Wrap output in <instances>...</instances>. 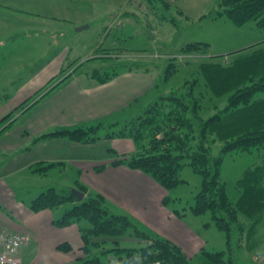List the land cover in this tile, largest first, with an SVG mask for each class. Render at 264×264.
I'll return each instance as SVG.
<instances>
[{
    "label": "rangeland",
    "instance_id": "rangeland-1",
    "mask_svg": "<svg viewBox=\"0 0 264 264\" xmlns=\"http://www.w3.org/2000/svg\"><path fill=\"white\" fill-rule=\"evenodd\" d=\"M26 1L19 4L21 9H27L26 12L19 14H14L15 10H2L0 7V29L12 30L16 27L15 30L23 31L12 37L16 42L0 46V128L6 124L2 117L6 111L20 101L14 107L15 113L27 108L33 103L31 92L36 94L38 91L40 97L73 69L76 75H88L90 80L84 81L90 83H102V78L109 74L110 86L91 88L85 96H80V91L76 90L78 84H72V87L75 86L74 93L66 90L60 95L68 76L38 101V108L45 98H50L56 105L64 104L68 108L73 106L72 110L78 111H75V115L72 114L73 117L67 115L68 109L63 115L38 113V128L42 131L98 122L108 125L136 116L165 87L179 85L192 74H200L198 62L206 55L184 54L178 50L188 41H206L209 43L210 54L223 55L257 42L264 43V27H260L254 20L237 23L227 14L215 16L212 12L217 10V0ZM165 1L169 4H165ZM29 8L36 11H28ZM85 23H89V26L78 28ZM105 49H111L115 53L105 59L86 60ZM170 58L177 62V68L165 80V70ZM15 63L25 66L14 67ZM10 64L12 67H9ZM98 68L99 73L92 77L91 73ZM24 88L29 91L25 92ZM8 90L10 93L6 96L4 92ZM24 98L28 100H23ZM22 102H25V107L17 108ZM116 126L120 127H112L115 129ZM104 141L97 144L100 148H91L87 152L100 155L106 146L124 151L133 145L130 144L132 140L120 137ZM220 146L219 141L215 142L214 151L218 152ZM80 150L86 149L81 147ZM80 150L77 149L76 152H81ZM262 151L243 150L225 154L221 175L232 200L238 199L237 180L246 168L262 156ZM8 154L0 146V165ZM115 154L110 156L114 157ZM76 167L77 165L70 163L64 166L60 164L46 174L23 169L1 179L0 224L10 215L15 220L18 219V211L13 207L15 200L21 199L29 203L42 187L51 184L58 187L74 186ZM180 172L185 181L171 189L170 205L181 210L182 220L201 236L207 249H227L226 233L215 224L211 212L195 213L191 210L202 175L188 163L183 165ZM69 204H64L60 209ZM239 236L238 233L234 237L236 248L241 243L237 248L239 264H261L258 253L264 248V243L252 242L253 237L240 239ZM119 239L124 244L142 242L127 234ZM110 245L108 242L107 246ZM192 260L194 264H201L196 256Z\"/></svg>",
    "mask_w": 264,
    "mask_h": 264
},
{
    "label": "trees",
    "instance_id": "trees-1",
    "mask_svg": "<svg viewBox=\"0 0 264 264\" xmlns=\"http://www.w3.org/2000/svg\"><path fill=\"white\" fill-rule=\"evenodd\" d=\"M167 1L165 4H169ZM217 1V10L212 12L215 16L227 14L237 23L254 20L264 27V0ZM111 49L86 60L112 57L115 51ZM178 50L184 54L206 55L198 62L200 74H192L179 85L165 87L136 116L108 125L98 122L61 127L39 134L35 140L53 136H65L80 142H97L112 137L131 139L132 147L118 153L110 163L141 170L168 191L185 181L180 172L183 165H192L202 175V180L191 210L195 213L210 211L215 224L225 231L227 242V249L221 250H209L203 245L194 256L201 264H239L237 248L241 243L236 248L234 237L238 233L240 239L248 237L249 228L257 218L249 220L251 224H247L246 218L258 215L257 211L264 208V43L257 42L223 55L210 54L208 42L193 40ZM172 59L165 70V80L177 68V62ZM73 70L32 104L66 80ZM98 73L99 68L91 74L95 77ZM110 77L107 74L102 81ZM24 103L17 108L23 107ZM115 125L120 127L114 129ZM4 129L1 128L0 133ZM217 141L221 146L215 152L213 147ZM243 150H263L262 160L246 168L237 180L240 195L234 201L221 175V165L226 153ZM56 163L40 160L32 164L31 169L45 174ZM106 165H96L95 170L102 171ZM74 186L86 193L83 199H77L71 185L58 187L51 184L41 189L29 204L32 211H39L43 208L60 209L70 203L53 220L57 226L78 224L83 255L68 264H194V256H189L180 244L142 226L130 212L116 205L103 192L91 189L81 179L79 168ZM171 200L168 192L162 202L182 216L179 208L170 205ZM126 234L142 242L121 243L119 237ZM108 242L110 246H107ZM58 248L68 251L72 245L63 241Z\"/></svg>",
    "mask_w": 264,
    "mask_h": 264
},
{
    "label": "crops",
    "instance_id": "crops-1",
    "mask_svg": "<svg viewBox=\"0 0 264 264\" xmlns=\"http://www.w3.org/2000/svg\"><path fill=\"white\" fill-rule=\"evenodd\" d=\"M23 2L27 1L0 0V7L2 10H15L13 13L19 14L27 10L25 8V10H23L19 7V4ZM13 3L18 4L15 5ZM28 11L35 12L36 10L29 8ZM16 18L20 19L19 16H16ZM14 28L12 30L5 28L0 29V46L17 41L13 40L12 37L21 34L23 31L21 29L15 30ZM24 66V64H14V67ZM9 67H12V65L10 64ZM84 80L89 81L90 77L84 74L76 75V73L73 72L69 76L67 84L62 85L63 89H61L59 94H63L66 90L74 93L75 86L72 87V84H78V89L76 88V90L80 91V96H85L91 88L96 89L110 86L109 80L103 81L102 83H90ZM24 89L25 92L29 91L26 90V88ZM9 93V90L4 92L6 96H8ZM35 93L36 94L31 92V95L33 94V96H31L33 102L38 99V93ZM67 95L69 94L67 93ZM25 99L27 98L23 100ZM52 101L53 99L45 98L40 108H38L37 101L32 105L30 104V107L21 109V111L16 114L14 107L18 105L20 101L3 114L2 117H4V123L6 124L1 127H5V129L0 133V146L8 151L9 154L0 165V180L13 172L23 169L33 171L31 165L40 160L57 162L55 166L60 164L64 166L67 163L77 165L76 168L81 170V179L91 188L103 192L116 205L130 212L142 226L149 227L174 240L184 248L189 256L195 255L205 243H203L204 241L201 236L197 234L191 226L184 223L181 216L175 214L169 206L162 202L165 194L168 192L170 193L171 190L168 191L150 175L141 170L129 168L124 164L117 166L112 165L110 160L117 156L121 149L118 150L112 146H106V148L105 146H101L105 148V151L100 155L87 152V150L90 151L91 148H100V146L97 145L99 142L111 138H103L97 142H80L71 140L65 136H53L35 140V137L39 134L46 132L42 131L40 127L38 128V113L49 114V112H51L63 115L66 114L65 110L68 109L69 112H67V115L70 114V116L73 117L72 114L75 115V111H78L72 110L74 109L73 106L72 108H68L64 106V104L56 105ZM17 120H19L18 123H16ZM15 124L18 125L15 126ZM123 139L131 140L128 138ZM130 144L132 145L133 143L131 142ZM81 147L86 150L81 151ZM77 149L81 152H76ZM114 153H116L114 157L110 156ZM261 160L260 157L251 166L261 163ZM105 163L107 165L102 171L98 172L95 170L96 165ZM49 171L47 173H49ZM43 188L44 187L41 189ZM1 189L2 187L0 185V190ZM11 193H13L12 190ZM30 201L28 203L21 199L15 200V206L13 207L16 209V212L18 211L17 213L15 212L18 215V219L15 220L14 216L10 215L6 217V221L0 224V227L11 230H27L31 233L32 239L30 243L21 247L22 264H68L78 256L83 255L81 249L83 240L78 224L72 223L66 226H57L53 222L54 216L60 214L62 209L58 208L53 210L50 208H43L39 211H32L29 206ZM12 212L14 211L12 210ZM257 212L259 214H255L256 217L252 216L246 218V220H248L247 224H251L250 221H254V219L257 218V222L249 228L250 233L248 237H253L254 239H252V242L254 243H264V208L262 211L260 208ZM63 241L70 242L72 249L64 251L58 248V245Z\"/></svg>",
    "mask_w": 264,
    "mask_h": 264
},
{
    "label": "built area",
    "instance_id": "built-area-1",
    "mask_svg": "<svg viewBox=\"0 0 264 264\" xmlns=\"http://www.w3.org/2000/svg\"><path fill=\"white\" fill-rule=\"evenodd\" d=\"M32 235L27 230H11L0 227V264H22L21 247L30 243ZM264 264V250L259 254Z\"/></svg>",
    "mask_w": 264,
    "mask_h": 264
},
{
    "label": "water",
    "instance_id": "water-1",
    "mask_svg": "<svg viewBox=\"0 0 264 264\" xmlns=\"http://www.w3.org/2000/svg\"><path fill=\"white\" fill-rule=\"evenodd\" d=\"M88 26H89V23H85V24H82L81 26H79L78 28L80 29V28H84V27H88ZM71 191L76 194L78 200L83 199V197L86 194L84 191L80 190L79 188H77L75 186H73L71 188Z\"/></svg>",
    "mask_w": 264,
    "mask_h": 264
}]
</instances>
